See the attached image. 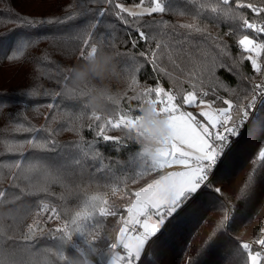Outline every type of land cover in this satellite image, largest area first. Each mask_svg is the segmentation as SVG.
<instances>
[{
  "label": "trees",
  "instance_id": "1",
  "mask_svg": "<svg viewBox=\"0 0 264 264\" xmlns=\"http://www.w3.org/2000/svg\"><path fill=\"white\" fill-rule=\"evenodd\" d=\"M115 3L137 4L139 0ZM166 6L173 11L154 19L169 23L159 26L160 35L146 46L138 41L135 29H154L142 27V20L131 17H125L128 24L121 23L111 14L115 9L109 4L90 0H0V104L5 105L0 109V238L6 246L35 253L25 256L26 264H107V249L116 241L121 218H126L125 210L134 201L133 193L161 175L160 169L150 170L151 162L137 161L139 145L128 139V133L106 125L108 119L115 120L122 113L135 115L138 105L131 98L147 87L159 84L178 96L200 90L199 85L193 88L196 81L187 76L192 68L187 61H177L179 67L173 68L165 60L158 64L164 71H156L148 55L160 51L156 43L179 40L193 53V46L199 45L202 51L216 56L217 63L231 68V72L216 69L226 89L216 90L215 108L226 106L221 99L239 104L250 92L249 77L253 84L264 80L238 55L237 41L249 33L237 30L229 35L236 24L220 22L221 13L233 5L225 6L220 0H167ZM101 8L107 10L102 17L98 15ZM212 8H217V13L211 12ZM234 10L251 17L247 9ZM21 17L55 22L28 27ZM132 40L138 41L135 47ZM219 42L227 43L230 56L218 55L215 45ZM92 45L100 47V55L119 53L117 69L124 77L119 85V103L110 102L103 111L95 112L100 121L92 117L94 111L86 104V97H71L62 90L63 83L71 81L65 79L71 78V66L81 61L80 56ZM195 62L193 75L202 63L199 56ZM133 63L137 68L134 73L127 71ZM133 78L136 85L131 83ZM97 83L82 85L80 91L87 92ZM100 124H105V134L118 139H100L96 135ZM32 143L49 147L33 149ZM88 145L95 150L88 151ZM262 150L264 102L257 118L225 152L208 188L200 189L176 214L166 217L163 230L150 242L141 264H249L248 250L240 241L257 240L264 232ZM77 159L79 165H68ZM17 163L19 168L14 166ZM64 166L80 175L66 177L57 171ZM143 169L148 170L141 175ZM92 200L106 203L94 208L87 205ZM104 206L117 216L101 217L99 209ZM43 207L55 209V222L62 223L59 228L46 218L32 224ZM64 226L72 230L73 243L80 250L76 260L75 249L67 245L58 248L53 239L63 235L55 230ZM90 244L96 246V253L88 250Z\"/></svg>",
  "mask_w": 264,
  "mask_h": 264
},
{
  "label": "snow or ice",
  "instance_id": "2",
  "mask_svg": "<svg viewBox=\"0 0 264 264\" xmlns=\"http://www.w3.org/2000/svg\"><path fill=\"white\" fill-rule=\"evenodd\" d=\"M91 3H101L111 5L115 11L111 14L121 21L123 24H128L129 21L125 17H131L135 20H142V27L154 29V32H145L140 28L135 29L139 42H144L147 46L153 39L160 35L159 26L168 24V21L163 19L156 20L155 16L173 11L167 7V0H139L132 8L126 6L125 3H115V0H90ZM225 5H233L232 8L221 13L223 19L220 22L228 24H236V28H231L227 34H234L237 30L242 32H250L252 35L244 34L237 41L238 55L246 60L255 73L261 74L264 77V6L251 2V0H220ZM234 9H247L252 17L246 18ZM106 9L101 8L98 15L104 16ZM217 8H212L211 12L217 13ZM148 17V20H143ZM24 25L28 27H37L41 24L52 23L55 21L43 20L33 21L30 19L20 18ZM191 29L192 25H184ZM201 31V29H196ZM130 35V33H129ZM132 40L133 46L138 42ZM25 44L21 45V50ZM88 44V40L84 41ZM100 43H104L101 38ZM111 47V44L106 45ZM93 45L90 47V49ZM156 48L160 49L157 52L148 53L151 56V64L156 71L163 72L164 69L158 66L159 63L167 60L173 68H178L176 63L187 61L192 65L189 68L187 76L189 79H194L196 83L193 88L199 85L200 90H190L182 96H178L171 88L157 84L154 87H147L143 91L138 92L131 99L137 102L135 115L120 114L117 119H108L106 122L107 128L118 130L123 129L128 133V139L133 140L131 131L133 126L138 122L141 115V107L145 102H154L158 106L160 115L168 117L169 120V137L167 146L158 153V156L151 161L150 170H162L172 166H180L183 171L170 172L163 175L160 179L147 184L139 191H135L134 202L126 208V219L123 220L122 226L119 228L116 241L110 243L111 247L107 249L110 259L107 264H141L145 250L150 242L157 237L162 226L166 223V217L171 218L183 206V204L192 198L199 189L204 186L202 182H206L209 173L212 172L218 160L224 155L226 146L230 143L229 137H237L240 134L239 129L245 124L252 112L255 111L257 105L264 102V80L261 83H251L249 77L250 92L245 94V98L237 105H233L230 99H221V102L226 105L222 108H214V104L218 99L216 90L225 88L220 77L216 76V69L223 68L225 71L231 72V68L224 63H217L216 56H210L209 53L200 49L199 45L195 47V53L190 52L185 47L184 42L169 40L168 43H156ZM219 56H230V49L226 42H219L215 45ZM86 54L80 56L81 61ZM141 57L145 56L144 52L140 53ZM199 56L202 63L199 64L198 70L193 75V68H197L195 57ZM11 58V57H9ZM137 70L135 63L127 71L135 72ZM183 73V69H180ZM65 79H71L65 77ZM132 85H136L137 81L133 78ZM205 86L207 90H204ZM63 95V94H61ZM212 96L213 99L208 101L206 98ZM246 101V102H245ZM117 104L119 101L116 102ZM187 107H196L207 110H201L198 114L185 110ZM5 105L0 104V109ZM131 113V109L129 110ZM202 119H198L197 117ZM92 117L96 121H100L101 117L92 113ZM231 124V126H229ZM105 124L99 125V130L96 135L103 141H113L118 138L105 134ZM31 142V141H30ZM51 148H55L54 142H49ZM49 144L32 143L33 149H46ZM95 150L92 145H88V151ZM97 155L99 153L97 152ZM259 157L264 160V150L259 152ZM92 160L96 156L90 157ZM137 161L142 163V157L137 156ZM79 165L80 161H69L68 165ZM19 168V163L14 165ZM35 166H33L34 168ZM45 168L50 166H43ZM101 168L103 165L101 164ZM143 169L141 175L144 171ZM57 171H62L66 177L72 175L79 176L80 173H73L70 167L64 166L58 168ZM106 202L92 200L87 203L90 207L104 205ZM55 216V209L52 210ZM101 217L117 216L114 210L107 207H101L98 213ZM157 218L154 220L153 216ZM75 225H73V229ZM139 229V231H137ZM57 232H62L63 235L54 237L56 246L63 249L65 245L75 249L74 259L79 257L80 250L77 244L73 243L72 230H68L66 226L62 229H56ZM259 245V250L253 251V245L249 247V264H264V241L256 243ZM33 247H35L33 245ZM88 250L91 253H96L98 250L95 245H88ZM39 251V249H37ZM30 249L15 248L12 245H5L0 238V264H26L25 256L34 255ZM63 258V257H62Z\"/></svg>",
  "mask_w": 264,
  "mask_h": 264
},
{
  "label": "clouds",
  "instance_id": "3",
  "mask_svg": "<svg viewBox=\"0 0 264 264\" xmlns=\"http://www.w3.org/2000/svg\"><path fill=\"white\" fill-rule=\"evenodd\" d=\"M99 53L100 47L93 45L82 61L71 66V81L62 85L66 95L86 97V104L94 112H101L108 103L117 102L121 90L119 85L124 83V77L117 69L119 53ZM94 81L98 82L94 88L87 92L80 91V86ZM169 133L168 117L159 114L158 106L154 102H145L138 122L131 131L133 140L139 145L138 156L151 162L167 146Z\"/></svg>",
  "mask_w": 264,
  "mask_h": 264
},
{
  "label": "built area",
  "instance_id": "4",
  "mask_svg": "<svg viewBox=\"0 0 264 264\" xmlns=\"http://www.w3.org/2000/svg\"><path fill=\"white\" fill-rule=\"evenodd\" d=\"M251 2H254V3H257V4H261L262 6H264V0H251ZM248 12H249V11H248ZM249 13H250V12H249ZM250 16L252 17V14H251V13H250ZM253 19H255V17H253ZM247 33H249L250 35H252V33H250V32H247ZM261 38L264 39V37H261ZM256 83H258V82H256ZM259 83H261V82H259ZM173 91H174V90H173ZM245 102H246V101H245ZM262 104H263V102L259 103V104L257 105L255 111L252 112V113L250 114V117H249L248 121H247L245 124H243V126L239 129L240 134H239L237 137H239V136H240V135H241V134L247 129V127L249 126V124H250L254 119L257 118V116H258V114H259V112H260V109H261ZM229 126H231V124H230ZM237 137H229L230 143L226 146V148H225V150H224V154H225V152L228 150V148L230 147L231 143L234 142V140H235ZM223 157H224V155L218 160L215 169H214L212 172L209 173V177H210V178L213 176L215 170H216V169L219 167V165L221 164V162H222V160H223ZM210 178H208V179L206 180V182H202L204 186H202L200 189L208 188V182H209ZM137 231H139V229H137ZM262 236H263V238H258L257 240H253V239L242 240V241H240V245H241L242 247H244L245 250H249V247H250L251 245H253L254 248H256V249L259 250V247H260V246L257 245L256 243L259 242V241H264V235H262ZM260 237H261V236H260Z\"/></svg>",
  "mask_w": 264,
  "mask_h": 264
},
{
  "label": "rangeland",
  "instance_id": "5",
  "mask_svg": "<svg viewBox=\"0 0 264 264\" xmlns=\"http://www.w3.org/2000/svg\"><path fill=\"white\" fill-rule=\"evenodd\" d=\"M135 4H126V6H128V7H130V8H132L133 6H134ZM207 100L208 101H211L210 99H209V96L207 97ZM215 105V104H214ZM234 106H235V104H234ZM223 107H226V106H223ZM215 108V107H214ZM185 110H187V111H191V112H193L194 114H198L199 113V111H201V110H207V109H202V108H196V107H193V109H185ZM198 119H202V118H200L199 116L197 117ZM176 167H180V166H172V167H169V168H165V169H162V173H161V175L157 178V179H160L163 175H166V174H168V173H170V172H175V171H183L184 169L182 168L181 170H176ZM157 179H155V180H157ZM154 180V181H155ZM153 181V182H154ZM146 187V186H145ZM200 190V189H199ZM217 194H219V191H215ZM134 202V201H133ZM50 216H53V212L50 210V209H47V207H43V209H42V211L38 214V215H36L35 216V218L32 220V224L34 225L35 223H37L39 220H41V219H44V218H46V220H49L51 223H53V224H55L56 225V227H58L59 228V226L62 224V223H60V222H55L56 220H57V215H56V213H55V216L52 218V219H49V217ZM157 217L154 215L153 216V219L155 220ZM126 219V218H125ZM165 225V224H164ZM164 225L162 226V230H163V228H164ZM161 230V231H162ZM263 235H264V232H263ZM260 238H263V236H262V234H261V237Z\"/></svg>",
  "mask_w": 264,
  "mask_h": 264
},
{
  "label": "crops",
  "instance_id": "6",
  "mask_svg": "<svg viewBox=\"0 0 264 264\" xmlns=\"http://www.w3.org/2000/svg\"><path fill=\"white\" fill-rule=\"evenodd\" d=\"M182 168L181 167H176V170H181Z\"/></svg>",
  "mask_w": 264,
  "mask_h": 264
}]
</instances>
